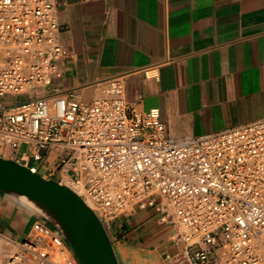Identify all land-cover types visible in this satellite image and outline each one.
<instances>
[{
    "label": "built area",
    "instance_id": "2783aa9c",
    "mask_svg": "<svg viewBox=\"0 0 264 264\" xmlns=\"http://www.w3.org/2000/svg\"><path fill=\"white\" fill-rule=\"evenodd\" d=\"M60 32L55 0H0V156L77 186L106 229L151 210L164 264H264V116L174 138L158 108L126 107L122 78L91 102L48 93L70 53ZM0 264L79 263L38 219L18 243L0 234Z\"/></svg>",
    "mask_w": 264,
    "mask_h": 264
},
{
    "label": "crops",
    "instance_id": "0c3cea01",
    "mask_svg": "<svg viewBox=\"0 0 264 264\" xmlns=\"http://www.w3.org/2000/svg\"><path fill=\"white\" fill-rule=\"evenodd\" d=\"M55 5L58 40L70 53L48 93L91 102L99 96V82L122 78L126 107L158 108L166 135L174 138L220 132L264 116V0ZM38 219L0 191L4 238L22 241ZM107 232L120 264H164L165 228L151 210L116 217Z\"/></svg>",
    "mask_w": 264,
    "mask_h": 264
},
{
    "label": "water",
    "instance_id": "95a60500",
    "mask_svg": "<svg viewBox=\"0 0 264 264\" xmlns=\"http://www.w3.org/2000/svg\"><path fill=\"white\" fill-rule=\"evenodd\" d=\"M0 191L19 200L56 230L79 264H120L99 217L67 185L0 156Z\"/></svg>",
    "mask_w": 264,
    "mask_h": 264
},
{
    "label": "bare ground",
    "instance_id": "6f19581e",
    "mask_svg": "<svg viewBox=\"0 0 264 264\" xmlns=\"http://www.w3.org/2000/svg\"><path fill=\"white\" fill-rule=\"evenodd\" d=\"M65 185H67L70 189H72L75 193L78 192V187L71 184L70 182L68 181H65L64 182ZM84 202L91 208L94 210V207L92 206V204L87 200V199H84Z\"/></svg>",
    "mask_w": 264,
    "mask_h": 264
},
{
    "label": "rangeland",
    "instance_id": "374dc122",
    "mask_svg": "<svg viewBox=\"0 0 264 264\" xmlns=\"http://www.w3.org/2000/svg\"><path fill=\"white\" fill-rule=\"evenodd\" d=\"M31 163H33V162H31ZM39 172H40V173H44V169H40ZM77 194H80V191H79V190H78Z\"/></svg>",
    "mask_w": 264,
    "mask_h": 264
}]
</instances>
